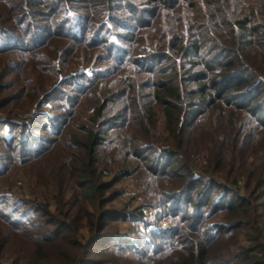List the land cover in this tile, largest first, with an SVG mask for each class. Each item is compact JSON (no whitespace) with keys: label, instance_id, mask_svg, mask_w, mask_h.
<instances>
[{"label":"trees","instance_id":"1","mask_svg":"<svg viewBox=\"0 0 264 264\" xmlns=\"http://www.w3.org/2000/svg\"><path fill=\"white\" fill-rule=\"evenodd\" d=\"M20 170L45 195L0 203L10 264H264V0H0V179ZM125 176L135 215L109 206ZM145 207L169 226L117 233Z\"/></svg>","mask_w":264,"mask_h":264},{"label":"rangeland","instance_id":"2","mask_svg":"<svg viewBox=\"0 0 264 264\" xmlns=\"http://www.w3.org/2000/svg\"><path fill=\"white\" fill-rule=\"evenodd\" d=\"M229 117V116H228ZM247 117L243 122L247 121ZM242 119L239 118L238 121L235 122V127L239 128L241 126L240 123H243ZM251 152L255 151L251 149ZM259 156V155H258ZM258 156L254 159L257 160ZM253 158V156H252ZM258 163L255 164V166ZM254 167V166H253ZM246 179H240V192L243 196H248V194L254 190L255 182L252 183L250 187L251 190L248 191ZM115 190L118 192V196L112 201L109 206H114L119 210H126L129 212H133L132 214H136L137 211H141V207L145 206L147 202V196L145 193V186L141 181L137 179V177L133 176H125L121 178L115 185ZM44 191L41 185L37 182H34V178L25 174L23 171H17L12 174L9 178H1L0 179V203L3 206L14 205L17 203L15 200H21L22 198H32L37 197L43 199ZM257 212L259 214L263 213V207L257 206ZM54 209L55 206H52ZM145 223L137 220H119L115 225V229L117 228V233L130 236V238H137L138 235L147 234V232L154 230L156 227L166 228L170 224V219L167 217H162L164 215V211L154 210L148 207H145L143 210ZM133 215V216H134ZM163 218V219H160ZM112 225V224H111ZM264 229V223H263ZM90 232L88 228H82L80 231V237L83 239L89 238ZM14 248V246H11ZM10 258L8 256L0 257V264H10ZM114 264V263H108Z\"/></svg>","mask_w":264,"mask_h":264}]
</instances>
